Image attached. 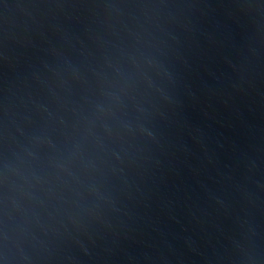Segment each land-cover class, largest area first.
Here are the masks:
<instances>
[{
    "label": "water",
    "instance_id": "95a60500",
    "mask_svg": "<svg viewBox=\"0 0 264 264\" xmlns=\"http://www.w3.org/2000/svg\"><path fill=\"white\" fill-rule=\"evenodd\" d=\"M0 264H264V0H0Z\"/></svg>",
    "mask_w": 264,
    "mask_h": 264
}]
</instances>
